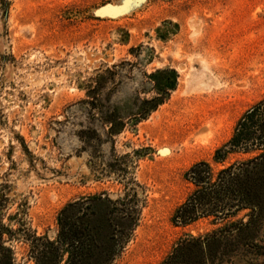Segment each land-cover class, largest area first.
Returning a JSON list of instances; mask_svg holds the SVG:
<instances>
[{
  "label": "rangeland",
  "instance_id": "rangeland-1",
  "mask_svg": "<svg viewBox=\"0 0 264 264\" xmlns=\"http://www.w3.org/2000/svg\"><path fill=\"white\" fill-rule=\"evenodd\" d=\"M114 67V102L164 101L108 140L85 102ZM261 123L264 0H0V219L18 264L91 200L116 217L111 264H165L213 237L180 259L264 264L263 209L179 219L194 168L213 183L264 155Z\"/></svg>",
  "mask_w": 264,
  "mask_h": 264
},
{
  "label": "trees",
  "instance_id": "trees-1",
  "mask_svg": "<svg viewBox=\"0 0 264 264\" xmlns=\"http://www.w3.org/2000/svg\"><path fill=\"white\" fill-rule=\"evenodd\" d=\"M116 67L106 70L108 81L97 82L88 96L90 101L85 102L90 112V124L101 127V131L108 140L119 134L124 126V121L129 119H143L154 111L163 101L161 96L152 99H140L138 93L131 98L119 102L112 100L120 80L116 79ZM109 126L106 131L105 126ZM264 128V123H261ZM91 137L99 139L97 128H88ZM94 132V133H93ZM201 171L198 172V168ZM193 169L192 180L201 186L187 204L179 210L181 223L193 222L200 216H218L250 208L259 215L264 210V155L248 164L232 166L220 172L216 182H209V171L205 164ZM200 175V176H199ZM91 200L85 204H68L58 215V232L54 240L47 237H31L30 247L34 264H62L63 255L68 257L63 264H111L114 256L113 225L115 215L110 210L98 211ZM77 209V211L72 210ZM250 221V220H249ZM118 228V227H117ZM8 230L1 224L0 219V264L16 263L13 252L4 245L2 237ZM212 239H188L180 243L172 256L165 264H190L181 258V254L189 252L203 253L206 245ZM195 264H207L201 259Z\"/></svg>",
  "mask_w": 264,
  "mask_h": 264
}]
</instances>
